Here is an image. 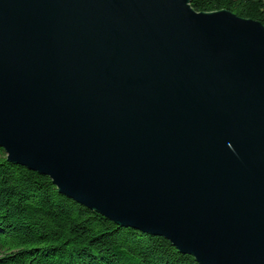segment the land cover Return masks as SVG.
Segmentation results:
<instances>
[{
	"label": "water",
	"instance_id": "obj_1",
	"mask_svg": "<svg viewBox=\"0 0 264 264\" xmlns=\"http://www.w3.org/2000/svg\"><path fill=\"white\" fill-rule=\"evenodd\" d=\"M193 0H0V147L200 264H264V24Z\"/></svg>",
	"mask_w": 264,
	"mask_h": 264
},
{
	"label": "trees",
	"instance_id": "obj_2",
	"mask_svg": "<svg viewBox=\"0 0 264 264\" xmlns=\"http://www.w3.org/2000/svg\"><path fill=\"white\" fill-rule=\"evenodd\" d=\"M264 24V0H193ZM0 264H200L164 236L115 224L8 161L0 147Z\"/></svg>",
	"mask_w": 264,
	"mask_h": 264
}]
</instances>
